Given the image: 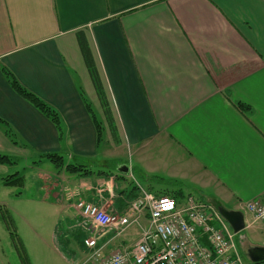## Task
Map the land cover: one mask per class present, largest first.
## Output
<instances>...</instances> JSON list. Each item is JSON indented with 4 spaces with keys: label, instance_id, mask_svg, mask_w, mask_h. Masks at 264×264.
Listing matches in <instances>:
<instances>
[{
    "label": "crops",
    "instance_id": "crops-1",
    "mask_svg": "<svg viewBox=\"0 0 264 264\" xmlns=\"http://www.w3.org/2000/svg\"><path fill=\"white\" fill-rule=\"evenodd\" d=\"M79 37L110 106L118 144ZM3 68L58 113L61 136L15 94ZM83 99L101 124L99 144ZM0 120V155L16 158L20 149L38 159L30 168L38 180L32 202L38 198L58 209L64 204L68 174L44 155L90 169L110 159L116 161L110 176L93 170L86 178L69 175L76 178L77 198L126 215L140 191L180 193L177 199L192 196L240 212L239 241L248 230L264 233V223L253 222L243 209L264 193V0H0ZM135 175L138 184L130 182ZM55 179L50 187L47 182ZM80 223L68 232L76 234ZM133 226L119 237L109 234L107 249L134 245L147 220ZM253 244L264 248V242ZM236 247L242 251L240 242Z\"/></svg>",
    "mask_w": 264,
    "mask_h": 264
},
{
    "label": "built area",
    "instance_id": "built-area-1",
    "mask_svg": "<svg viewBox=\"0 0 264 264\" xmlns=\"http://www.w3.org/2000/svg\"><path fill=\"white\" fill-rule=\"evenodd\" d=\"M73 209L85 232L87 252L79 264H243L235 235L217 208L192 196L175 199L140 191L126 215L86 201L75 202ZM244 210L253 222L264 223V193ZM141 217L147 227L134 245L107 249L109 234L119 237Z\"/></svg>",
    "mask_w": 264,
    "mask_h": 264
},
{
    "label": "rangeland",
    "instance_id": "rangeland-1",
    "mask_svg": "<svg viewBox=\"0 0 264 264\" xmlns=\"http://www.w3.org/2000/svg\"><path fill=\"white\" fill-rule=\"evenodd\" d=\"M121 150L125 151L124 149ZM122 151L117 155L120 156L119 158H121L123 154ZM10 156L13 155L11 154ZM15 157L16 164L4 167L3 169H5L7 173L3 176L5 177L18 173L24 177L25 184L23 187L7 188L4 187L0 181V209L5 212L6 218L10 224V231H8L0 217V264H23L22 260L24 257L22 251L27 261L26 264H77L81 261L79 259L82 258L83 253H85V251L79 253L85 249L84 246L82 249V242L85 235H80V233H82L81 229L76 230V232L74 231L76 234L73 235L68 232V227L71 224H78L81 222V218L73 209V204L75 202L84 201V199H79L75 196V190L77 189L75 185L76 178L67 175V179H64L63 187H65V196L62 208L58 209L49 206L45 201L37 197V199L35 198L36 201L32 202L30 198L36 196V188H34L32 184L33 182L36 183L38 180L33 177V172L30 168L32 167V162L38 159L20 149L15 153ZM122 158L126 161L129 160L127 154ZM107 160L109 162L106 166L100 167L99 169L93 168L91 170L96 173L114 174L116 161ZM76 164L81 163L77 162ZM46 179L42 180L46 181ZM96 182L97 180H94L90 185H95ZM106 182L108 181H98L100 184ZM130 182L138 184L140 180L135 175V179L130 180ZM47 184L50 187H55L57 181L56 179L49 180ZM117 184L114 181V185ZM59 211H61L63 215L61 213L59 214ZM63 216H66L70 221H64L62 218ZM133 231L132 228L129 233ZM11 232L15 235L14 241L10 237ZM253 234L251 230L244 232V234H242V241H239L241 236L238 234L236 235L235 242L238 246L239 242L241 243L242 252L245 253L252 249L253 246H255L253 243L264 242V233L258 232L257 235ZM77 235H79V237ZM62 239L67 241H65V246L62 245ZM18 242L21 244L22 250L19 248ZM242 262L243 264H253L246 253L242 258Z\"/></svg>",
    "mask_w": 264,
    "mask_h": 264
},
{
    "label": "trees",
    "instance_id": "trees-1",
    "mask_svg": "<svg viewBox=\"0 0 264 264\" xmlns=\"http://www.w3.org/2000/svg\"><path fill=\"white\" fill-rule=\"evenodd\" d=\"M79 49L81 52V55L83 57V60L85 62L90 80L92 82V85L94 87L95 93L97 95L98 101L101 106V110L103 113V117L105 120V123L107 125L108 131L111 135L112 140L114 141L115 144H118L117 140V129L114 124L113 118L111 116V110L110 106L108 104V101L106 99V96L103 92L95 65L92 61L87 43L82 37H79ZM2 74L5 77L7 83L9 84L10 88L17 94L20 98L25 100L27 103H29L31 106H33L37 111H39L42 115H44L55 127V129L58 132V135L61 136V120L58 115V113L52 109L49 105H47L44 101H42L39 97L34 95L33 93L29 92L26 90L21 84L15 79V77L5 68L2 69ZM85 108L87 112L90 114L95 132H96V139L97 143H101L102 140V127L101 124L97 121L94 113L92 110L89 108V105L84 101ZM237 107L241 112H249V108L247 106H244L243 104L238 103ZM0 124L4 125V123L0 120ZM44 158L48 160L57 171L63 170L66 174L68 175H76L79 177H88L92 174V170L86 166V165H81V164H68L63 162V158L59 155L56 154H48L44 155ZM16 164V161L14 158L5 156V155H0V165L3 166H13ZM116 165V164H115ZM116 168V166H115ZM101 174V172H100ZM105 176H110L109 174H105ZM2 185L7 188H13V187H23L25 184V179L23 176L19 175L18 173L12 174L5 176L4 178L1 179ZM137 197V196H136ZM172 198L177 199L178 197H182V194H178L176 196L172 195ZM135 198V197H134ZM0 217L1 220L4 222L6 228L8 231H10V224L6 218L5 212L1 211L0 209ZM11 239L14 241L15 235L11 232L10 233ZM19 248L22 250L21 244L18 242ZM241 258L244 257L245 253L242 251H239ZM22 255L24 259L22 260L23 264H26V258L24 256V253L22 251ZM257 264H264V262L257 263Z\"/></svg>",
    "mask_w": 264,
    "mask_h": 264
},
{
    "label": "water",
    "instance_id": "water-1",
    "mask_svg": "<svg viewBox=\"0 0 264 264\" xmlns=\"http://www.w3.org/2000/svg\"><path fill=\"white\" fill-rule=\"evenodd\" d=\"M219 214L231 227L234 234L239 233L244 228L243 215L240 212L227 211L225 209L217 208ZM253 264L264 262V248L253 247L247 253Z\"/></svg>",
    "mask_w": 264,
    "mask_h": 264
},
{
    "label": "flooded vegetation",
    "instance_id": "flooded-vegetation-1",
    "mask_svg": "<svg viewBox=\"0 0 264 264\" xmlns=\"http://www.w3.org/2000/svg\"><path fill=\"white\" fill-rule=\"evenodd\" d=\"M250 251H251V249H250L249 251L245 252V253H246V255H247V253H248V252H250ZM254 264H255V263H254Z\"/></svg>",
    "mask_w": 264,
    "mask_h": 264
}]
</instances>
